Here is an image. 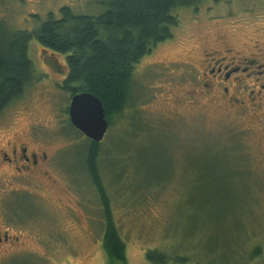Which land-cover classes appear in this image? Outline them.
<instances>
[{
  "label": "rangeland",
  "instance_id": "374dc122",
  "mask_svg": "<svg viewBox=\"0 0 264 264\" xmlns=\"http://www.w3.org/2000/svg\"><path fill=\"white\" fill-rule=\"evenodd\" d=\"M110 1L0 0V42L10 30L58 18L63 6L99 15ZM201 6L200 13L181 8L173 38L137 65L131 98L101 142L98 167L127 264H264V115L217 105L196 91L208 49L264 41V0ZM28 54L35 75L0 113V146L28 133L60 151L49 177L22 184L24 190L12 188L22 179H0V206L20 211L25 232L21 247L0 253V264H123L103 246L105 210L86 166L91 140L71 124V94L45 63L65 64L66 55L36 39ZM237 146L254 177L245 184L224 162Z\"/></svg>",
  "mask_w": 264,
  "mask_h": 264
},
{
  "label": "trees",
  "instance_id": "16d2710c",
  "mask_svg": "<svg viewBox=\"0 0 264 264\" xmlns=\"http://www.w3.org/2000/svg\"><path fill=\"white\" fill-rule=\"evenodd\" d=\"M205 1L111 0L99 15L75 14L69 6H63L61 16L51 14L33 30H10L0 42V113L24 95L34 78L28 47L30 40L36 39L43 48L66 55L68 71L60 87L71 97L85 91L99 97L110 127L113 117L124 111L131 98L137 65L157 45L173 38V29L181 21V8H197ZM101 142L91 140L86 166L105 210L103 246L112 262L127 264L125 241L114 222L110 197L98 167ZM239 151L237 146L232 156L226 152L224 162L231 178L245 184L244 179L254 177ZM119 170L125 173L129 168ZM152 255L147 254L149 259ZM160 261L165 262V257L161 256Z\"/></svg>",
  "mask_w": 264,
  "mask_h": 264
},
{
  "label": "flooded vegetation",
  "instance_id": "af4514ba",
  "mask_svg": "<svg viewBox=\"0 0 264 264\" xmlns=\"http://www.w3.org/2000/svg\"><path fill=\"white\" fill-rule=\"evenodd\" d=\"M202 4L197 8H191L200 13ZM197 15L195 17L198 18ZM209 18L219 17L209 15ZM255 42L246 45L247 48L236 47L238 45L235 44L236 46L228 45L223 49L219 46L208 49L203 69L199 70L196 79L198 87L196 91L206 95L209 102L214 101L217 105L243 111L254 109L255 112L264 115V41ZM45 63L56 74L62 75L61 81H64L68 71L66 62L59 65L57 61L55 64L53 60L47 58ZM60 82H56L58 87ZM244 112L249 114L248 111ZM59 151L36 141L31 134L25 133L22 136L15 134L5 145L0 146V179H3L6 185L12 184L15 179H22L23 181L12 188L14 191L24 190L26 188L22 184L49 177ZM20 215V211L12 207V204L7 207L1 204L0 253H5L9 247H21L24 243L22 238L25 232L18 223L19 217H16Z\"/></svg>",
  "mask_w": 264,
  "mask_h": 264
},
{
  "label": "water",
  "instance_id": "95a60500",
  "mask_svg": "<svg viewBox=\"0 0 264 264\" xmlns=\"http://www.w3.org/2000/svg\"><path fill=\"white\" fill-rule=\"evenodd\" d=\"M69 118L77 130L93 141H103L109 129L106 108L91 92H80L71 97Z\"/></svg>",
  "mask_w": 264,
  "mask_h": 264
}]
</instances>
